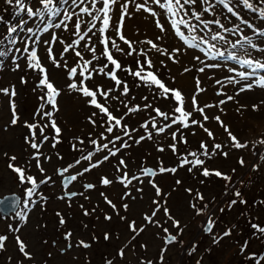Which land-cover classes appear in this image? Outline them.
Wrapping results in <instances>:
<instances>
[{
    "label": "snow or ice",
    "instance_id": "6c2138e0",
    "mask_svg": "<svg viewBox=\"0 0 264 264\" xmlns=\"http://www.w3.org/2000/svg\"><path fill=\"white\" fill-rule=\"evenodd\" d=\"M5 4L11 5L15 3L19 11L16 13L20 16L19 22L9 25L6 29L7 36L4 38L11 45L17 44V38H13V34L25 33L22 43V48H15L16 52H22L26 55V67L37 73L38 82L34 91L39 89L42 101L40 107L36 109L33 115V121H24L23 126L27 130L24 136V142L33 151L31 159L35 161V166L41 174H44L41 157L45 160H51V156H45L40 151L43 144L51 140L52 148H56L61 142L60 136L62 129L58 126L55 114L60 111L58 105V97L61 96V89L56 87L54 82L49 78L47 68L42 64L41 58L38 55L37 47L40 43L46 45L47 59L56 68H63L66 72L70 83H67V89L71 92L78 93L85 98V102L93 109L87 121L93 128L99 131L93 135L88 134L87 144H90L91 150L87 147L77 148L76 143L72 144L74 151L81 153L78 159L73 163H69L66 167L56 169V174L62 177L61 184L64 189H68L72 182H78V177L83 178L86 173H91L93 170L100 169L107 162L113 169L114 173L110 177L106 173H99L95 183L85 182L82 184L83 191H66L58 199L66 200L68 207H71V200L76 196H82L88 200L90 197L86 193L97 188L98 185L105 188L118 183L123 186L124 191L118 198V203L114 202L108 195L101 191L99 196L102 197L106 208H100L97 204L94 207L85 208L80 205L82 213L86 217L96 215L97 220H102L111 224L114 216L121 222L129 234V239L121 247L115 250L112 257H103V264H116L117 259L123 260L127 254V250L131 246L135 249L137 239L148 230L149 227L155 226L162 229L165 234V243L172 244L177 242V234L182 231L180 220L172 215L171 208L168 205L170 193H166L160 184L157 183L156 177L162 174L170 173L175 175L178 168H186L187 172L192 173L197 170L200 176L205 178L216 177L226 182V190L235 188L236 183L241 181H233V177L222 172L219 169H210L206 166V159H212L218 154V150L222 148L221 143H214L209 150V145L204 141L199 144L201 151H189L186 154H180L177 144H187L188 141L183 135L181 129H189L197 126L207 134V137L214 139L213 132L205 126L204 122L215 120L220 127L227 133L231 144L230 147L242 149L247 145L241 142L237 136L233 135L228 127L221 120L219 115L209 116L206 109L219 108L224 111L221 105H225L229 101H235L241 93L251 91L253 88L264 89V76H258V70H264V60L258 59L253 55V52L264 57V0H35V6H29L25 0H4ZM67 6V7H65ZM134 6L136 13H146L148 17L153 18L154 27L159 30L156 35V41H164L170 34L181 42L180 46L165 47L162 44L154 42L153 39H137L131 40L124 34L126 27V19H131L133 13L130 7ZM153 6H156L155 8ZM241 8L248 10L254 14V17L261 21V24H255L251 20L244 18L241 14ZM159 9V11L157 10ZM219 9V11H218ZM23 13L28 19H24L20 14ZM227 14V15H226ZM38 19L39 23L35 27L28 26L29 20ZM231 18H235L236 23L232 22ZM2 19V18H0ZM58 21V22H57ZM227 21V24L225 23ZM230 25V26H229ZM51 29H63L68 33L67 38H61L57 32L50 31ZM245 29L251 31V35L246 34ZM49 34V39H41V35H35V32ZM139 31V30H138ZM74 37V38H73ZM229 37H236L235 40ZM66 39L69 41L66 43ZM259 40V43L257 42ZM31 41V44L28 43ZM123 45L127 47H121ZM59 43L63 45L62 51L59 52V59L54 55L52 44ZM4 41L0 40V45ZM218 45H224L231 51L222 52ZM143 46V47H139ZM185 49L197 50L203 53L204 56L211 60L223 58L227 61H232L240 65L242 68L250 69L251 71H236L229 67V73L234 72V76H226L224 79L215 78L214 74L209 75L206 69H216L220 65L217 63H206L200 55L194 51L190 56L189 63L191 66L184 65L180 56L184 54ZM11 51V49H8ZM119 53L124 57H132L133 66H124L120 59L114 55ZM159 54L171 61L172 64H180L181 70L178 74H191L193 70L203 74L209 81L214 80V86H219L216 89V96L225 97L219 99L217 103H204L202 106L198 101L201 93L207 91L203 86L202 79L199 76L193 77L194 87L189 95L180 87L169 85L159 74L154 58L150 53ZM87 53L91 54L90 59H86ZM65 54L74 56L72 64H69ZM4 51H0V57L5 56ZM20 57L13 56L12 71L20 69L18 60ZM101 61H105L101 63ZM195 63H192V62ZM160 66L168 68L165 60L159 61ZM119 72L127 73L132 76L138 83L134 85L136 88L145 87L150 90L152 100L163 99L169 101V109L162 110L160 106L155 105L149 99V95L141 96L144 101L143 105L135 103L137 97L131 95V86L126 80L121 79ZM95 75L105 77L110 83L108 85L92 84ZM168 79L174 85L176 76L171 75L169 68ZM251 81V82H249ZM21 83L26 81L21 77ZM227 85H239L234 94H227L222 89ZM155 91H152V90ZM0 94L9 97V107L11 111V125H17L20 121L17 105L14 98L17 95L15 86L0 88ZM101 98L103 102H101ZM112 102H115V107ZM264 104V100L260 101ZM46 106H51V110H46ZM259 104H253L252 110L257 111ZM246 105H240L237 111L245 109ZM147 113V118H142V121L131 123L133 115ZM154 113V115H152ZM199 114L201 119H197L194 114ZM39 117V120H37ZM40 120H46V123L41 124ZM175 126V130L173 127ZM50 128L55 135L51 138L46 134V129ZM141 129L143 132L141 133ZM195 135V132H193ZM80 145H85L84 139L79 136L74 137ZM169 140L168 143H163ZM144 141H152L156 145V151L163 153L166 149L177 156L178 164L176 167H166L162 160L158 159V164L154 167H147L143 164L138 169V172L132 173L128 168V162L125 159V150L131 148L132 144L140 145ZM264 143V140L260 141ZM86 152V154H84ZM227 157L228 153H222ZM57 158L63 159L60 153H56ZM7 156V153H5ZM191 157V159H189ZM204 157L205 159H201ZM116 158L117 162L112 164V159ZM9 163L7 167L16 174L19 185H30L24 188L23 207L29 208V205H39L41 207L46 204L47 197L39 194L37 199H33L37 195L38 188L42 184H47L52 181L51 176H44L43 179L37 180L33 175L28 174V170L23 166H17L14 162L16 156L8 157ZM82 161L87 162V166L82 167L72 175H65L70 169H74L77 165H81ZM241 165L245 163L243 159L239 161ZM31 162H29L30 166ZM235 172V169H233ZM54 182V181H53ZM180 179L175 180V185H182ZM204 183L203 180L200 181ZM150 186L152 193L149 195L147 210L140 213L141 222L137 219L130 218L128 213L131 212L132 203L137 200L143 201L145 193L144 185ZM139 185V186H137ZM192 198L189 202V207L202 214L207 208L197 207V202L204 201V195L199 190H193L188 187L184 189ZM138 195H134L133 193ZM232 195L235 199H231L227 207L230 210L234 205H246L247 201L243 199L242 193L237 189ZM264 204V201H260ZM20 204V199L17 196L5 197L0 199V213L14 210ZM224 212V209H220ZM123 213V214H122ZM162 213L163 223L158 216ZM19 220L27 221V212L15 213ZM56 217L61 226L66 224L65 217L59 212H56ZM171 223V226L177 229V234H171L164 223ZM251 228L255 231L253 235L258 240L264 243V227L256 223H251ZM215 221L209 218L205 231L212 232ZM88 225H84L87 229ZM235 227V226H233ZM18 231V229H13ZM232 234V229L229 228L223 232L219 238L213 237V243L218 244L224 237H229ZM158 235V234H157ZM73 232L67 231L63 234L65 247L60 249L61 254H66L73 247L90 249L92 242H98L100 237L95 233L92 234L91 241L83 238L73 241ZM16 244L20 255L24 260H32L33 255L27 249L25 242L17 235ZM102 239L105 242L111 240H120V233L113 232L111 229H106L103 232ZM6 235H0V250L5 249ZM47 243V242H45ZM139 247L147 248L146 243H140ZM248 247V241H245L241 246L240 252L244 253ZM51 256V253H49ZM256 257L255 253L249 254L246 259L252 260ZM264 258V257H262ZM11 259V258H9ZM23 264V261L20 262ZM139 264H152V260H140ZM199 264V262H198ZM255 264H261L260 259L255 260Z\"/></svg>",
    "mask_w": 264,
    "mask_h": 264
},
{
    "label": "rangeland",
    "instance_id": "374dc122",
    "mask_svg": "<svg viewBox=\"0 0 264 264\" xmlns=\"http://www.w3.org/2000/svg\"><path fill=\"white\" fill-rule=\"evenodd\" d=\"M25 3H28L29 6H35V0H25ZM153 7L155 8L156 6ZM157 10L159 11V9ZM18 11L19 8L15 3L8 5L5 4L4 0H0V18H2L0 19V40L4 41L3 45H0V51L6 53L5 56L0 57V88L15 86L17 95L14 101L20 116V121L17 125L13 126L10 124L9 97L0 94V197L6 192H18L20 199V204L15 210L7 212V214L0 213V235L7 236L5 249L0 250V264H20L21 261H23V264H103V257H112L115 254V250L127 242L129 234L125 226L115 216L113 222L108 224L96 219L98 213H94L91 217L84 216L80 205L90 208L99 204L100 208H106L107 206L103 203L102 197L99 196L101 191L118 203V198L124 191L123 186L118 183L107 188L98 185L96 189L86 193L90 199L86 200L82 196L72 198L71 207H68L66 200L58 199L66 191H83L82 184L85 182L95 183L99 173H106L111 177L114 169L106 162L102 168L86 173L83 178L78 177V182H72L68 189L62 187V177L57 175L55 170L66 167L80 157L81 153L73 150V143H76L77 148L86 146L88 150H91L92 146L87 144L88 134L91 132L95 136L99 129L93 128L88 123L87 118L93 111L97 110L91 108L85 102V98L78 93L67 89V83L71 81L68 80L63 68H56L48 61L47 46L43 43H40L37 47L38 55L42 64L48 70L50 80L54 82L56 87L61 89V96L58 97L60 111L55 114L54 118L57 120L62 132L60 136L61 142L56 148H52L51 140H49L40 149L45 156H51V160H45L41 157L42 167L45 170L44 174H41L36 168L35 161L31 159L34 150L24 142L27 130L24 128L23 123L24 121L36 122L33 121V115L42 103L39 98L41 96L40 90H33L38 82V77L35 71L26 67L25 58L27 54L15 51L17 47L22 48L21 41L25 33L18 31V34H13V38H17L16 45H11L4 39L7 36V27L19 22L20 16L16 15ZM130 11L133 13L132 18L126 19V27L124 28V34L127 38L131 40L149 38L169 48L181 45V42L174 37V34H170L164 41H156L155 37L159 34V30L154 27L153 18L148 17V19H145L144 17L148 14L136 13L134 6L130 7ZM241 14L253 23L261 24V21L256 19L252 12L241 8ZM20 15L24 19H28L25 14L21 13ZM231 19L233 23L237 22L235 18ZM37 23H39V20L34 18L29 20L28 26L35 27ZM225 23L227 24V21ZM50 31L57 32L61 38L68 37V33L64 32L63 29H51ZM245 32L251 35L250 30L245 29ZM35 35H41L42 40L50 38L49 34L40 33L39 31H36ZM229 39L235 40L236 37H229ZM67 42L69 41L66 39ZM257 42L259 43V40ZM28 43L31 44V41H28ZM118 43L121 44V47H127L120 41ZM261 46L264 47V44H261ZM52 47L54 55L59 59L58 54L62 51L63 45L57 42L52 44ZM218 47L220 51L225 52V55H227L228 51H231L229 47L224 45H218ZM8 49H11V51H8ZM194 51L206 63H217L220 65L216 69H206L209 75L214 74L217 79L223 80L226 76H234V72L229 73L227 71L229 67L234 68L236 71H251L223 58L211 60L204 56L203 53L192 49H185L184 54L180 56V60L184 65L191 66L189 61ZM114 55L122 61L124 66L131 65L134 67L132 57H124L115 52ZM253 55L258 59L264 60V57L259 56L255 52H253ZM13 56L20 57L18 60L20 69L15 72L11 70L14 67L12 64ZM65 56L71 65L73 59H75L74 56L69 54H65ZM150 56L154 58L161 78L171 86L180 87L186 95H189L194 87L193 77L199 76L202 79L203 86L207 89L206 92L201 93L198 97L201 106L204 103L215 104L219 99L225 98L216 96L215 92L219 86H214V80L209 81L207 77L197 73L195 70L191 74L186 73L180 76L178 74V70L182 71L180 64H172L171 61H167L165 57L154 52L150 53ZM85 58L90 59L91 54L87 53ZM160 60H165L168 68L160 66ZM103 62L105 61H101V63ZM192 63L195 62L193 61ZM169 68L171 69V75L176 76L174 85L168 79ZM118 75L131 86V95L137 97L135 103L143 105L144 101L141 96L149 95L150 101L160 106L162 110L167 111L169 109V101L163 99L152 100L149 89L143 86L140 88L134 87L138 81L132 76L124 72H119ZM257 75L264 76V70H258ZM21 77L26 83H21ZM87 83L89 85L101 84L106 86L110 81L105 77L95 75L94 79ZM238 87L239 85L226 84L222 91L227 94H234ZM152 91L155 90L153 89ZM236 99L239 104L235 101H229L225 105H221L220 107L224 109L223 112L219 108L206 109L205 111L210 117L219 115L232 134L237 136L247 147L242 149L230 147L231 141L227 133L215 120L210 119L204 123L213 132L214 139L207 137V134L199 127L193 126L189 129H181L188 143H178L177 148L180 154H186L189 151H201L199 149L201 141L209 145L210 151L214 143H221L222 148L218 150V154L213 156L212 159H206V166L210 169H219L232 176L233 181L242 180V183H236L235 188L226 190V182L224 180L214 176L205 178L200 176L195 169L192 173H189L186 168H178L175 175L166 173L157 176V183L160 184L166 193H170L168 205L171 208L172 215L180 220L182 231L178 234L177 229L173 228L170 222L164 223V227H167L171 234H177V242L172 244L165 243L166 237L162 229L151 226L137 239L135 249L133 250L130 246L125 258L123 260L117 259L116 264H139L140 260H152V264H198V262L199 264H255L256 259H260L261 264H264V258H262L264 257V243L256 238V236L260 235L259 233H256V236L253 235L255 230L251 228L249 222L251 221V223L264 227V204L260 203V201H264V143L260 144V141L264 140V104H260V101L264 100V89L253 88L251 91L241 93ZM101 102H103L102 98ZM112 103L115 107V102ZM253 104L260 105L257 111L252 110ZM240 105H246L247 107L238 112L237 108ZM46 110H51V106H46ZM194 115L197 119L202 120L198 113ZM142 118H147L146 112L133 115L131 123H135L138 120L142 121ZM37 120H39V117H37ZM39 122L43 124L46 123V120H40ZM173 130H175V126ZM45 131L50 138L55 135L50 128ZM142 132L143 129H141ZM193 132H195V135H193ZM77 136L84 139L86 144L80 145L75 141L74 137ZM168 142L170 141L165 140L163 143L166 144ZM57 152L63 157L62 160L57 158ZM223 152L228 153L227 157L222 154ZM5 153H7V156H5ZM124 155L128 162V168L132 173L138 172L142 164L147 167L156 166L158 164L157 158L162 160L166 167H176L178 164L177 156L170 149H166L163 153L157 152L156 145L152 141H144L140 145L132 144L131 148L125 150ZM10 156H16L17 160L14 163L17 166L25 167L28 170V174L36 177L38 181L43 179L45 175L52 177V181L39 186L37 195L33 197V199H37L39 194L47 197L46 204L43 207L31 204L28 209L23 207V200L25 199L23 190L25 187H30V185L18 184L16 174L7 167L10 162L8 157ZM201 159L205 158L201 157ZM241 159L245 161L243 165L239 163ZM29 162H31L30 166ZM116 162L117 159L113 158L112 164ZM84 166H87L86 161H82L81 165L70 169L65 175L75 174ZM233 169H235V172H233ZM176 179H180L183 182L182 185H175ZM201 180L204 181L203 184L200 183ZM144 187L146 195L143 201L131 202L132 209L128 213L129 217L137 219L138 223L141 222L140 213L147 210L150 203L149 195L152 193L150 186L145 184ZM188 187L194 191L199 190L204 195V201L197 202V207L199 208H204V205H207V208L200 215L189 207V202L192 198L184 191ZM237 189L242 193V197L247 201V204L238 203L229 210L227 205L231 199H235L232 193ZM133 194L138 195L135 192ZM221 208L224 209V212L220 211ZM17 211L27 212L26 223L16 217L15 213ZM57 211L66 219L64 226H61L58 222ZM209 218L215 221L211 233L205 231ZM158 219H161L163 223L162 213L158 216ZM85 224L88 225L87 229L84 228ZM229 228L232 229L231 236L224 237L218 244H214L213 237L219 238ZM13 229H18V231ZM106 229H111L113 232L118 231L120 240L105 242L102 236ZM67 231L73 232V241L79 238L91 241L93 233L100 239L98 242L93 241L90 249L73 247L66 254H61L60 249L65 247L63 234ZM17 235L25 242L28 251L32 253V260H24L23 256L20 255L15 239ZM245 241H248V247L244 253H241L240 248ZM140 243H146L147 248H140ZM49 253H51V256H49ZM251 253H255L256 257L252 260L246 259Z\"/></svg>",
    "mask_w": 264,
    "mask_h": 264
},
{
    "label": "water",
    "instance_id": "95a60500",
    "mask_svg": "<svg viewBox=\"0 0 264 264\" xmlns=\"http://www.w3.org/2000/svg\"><path fill=\"white\" fill-rule=\"evenodd\" d=\"M17 196L19 197V193L18 192H6V194H4L2 197H0V199H4L5 197H12V196ZM17 208V206L15 207V209ZM14 209V210H15ZM13 210H9V211H5V212H2V214H7V212H12Z\"/></svg>",
    "mask_w": 264,
    "mask_h": 264
},
{
    "label": "bare ground",
    "instance_id": "6f19581e",
    "mask_svg": "<svg viewBox=\"0 0 264 264\" xmlns=\"http://www.w3.org/2000/svg\"><path fill=\"white\" fill-rule=\"evenodd\" d=\"M132 21H133V20H132ZM259 125H260V124H259ZM259 125H258V126H259ZM260 144H261V143H260Z\"/></svg>",
    "mask_w": 264,
    "mask_h": 264
}]
</instances>
